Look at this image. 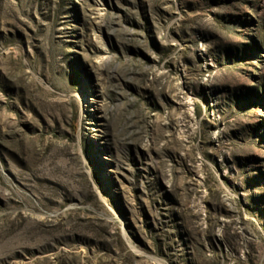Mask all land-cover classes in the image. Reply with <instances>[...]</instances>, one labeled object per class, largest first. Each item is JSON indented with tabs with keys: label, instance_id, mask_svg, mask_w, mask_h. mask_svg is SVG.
<instances>
[{
	"label": "rangeland",
	"instance_id": "1",
	"mask_svg": "<svg viewBox=\"0 0 264 264\" xmlns=\"http://www.w3.org/2000/svg\"><path fill=\"white\" fill-rule=\"evenodd\" d=\"M0 264H264V0H0Z\"/></svg>",
	"mask_w": 264,
	"mask_h": 264
}]
</instances>
